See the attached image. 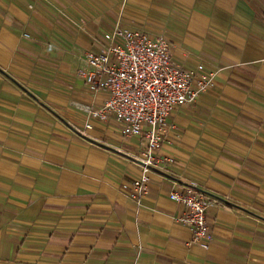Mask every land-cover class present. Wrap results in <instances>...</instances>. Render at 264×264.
<instances>
[{
  "label": "crops",
  "instance_id": "0c3cea01",
  "mask_svg": "<svg viewBox=\"0 0 264 264\" xmlns=\"http://www.w3.org/2000/svg\"><path fill=\"white\" fill-rule=\"evenodd\" d=\"M117 27L213 74L168 115L138 199L148 141L91 117L107 93L82 73ZM192 184L209 249L170 198ZM0 264H264V0H0Z\"/></svg>",
  "mask_w": 264,
  "mask_h": 264
},
{
  "label": "built area",
  "instance_id": "2783aa9c",
  "mask_svg": "<svg viewBox=\"0 0 264 264\" xmlns=\"http://www.w3.org/2000/svg\"><path fill=\"white\" fill-rule=\"evenodd\" d=\"M109 38L102 52H85L91 69L82 73L91 90L107 93L104 104L91 110V117L114 118L125 136L143 135L148 141L140 158L144 170L132 182V195L138 199L147 188L152 166L161 161L156 151L161 148L168 115L176 107L194 103L211 84L213 74L205 72L203 65L192 69L175 64L171 42L164 35L153 37L141 30L117 27ZM198 71L204 74L195 80ZM170 198L184 206L177 221L190 228L192 241L209 249L213 235L203 193L192 184L172 191Z\"/></svg>",
  "mask_w": 264,
  "mask_h": 264
},
{
  "label": "water",
  "instance_id": "95a60500",
  "mask_svg": "<svg viewBox=\"0 0 264 264\" xmlns=\"http://www.w3.org/2000/svg\"><path fill=\"white\" fill-rule=\"evenodd\" d=\"M142 164H143V162L142 161H140ZM154 167L152 166V169H153Z\"/></svg>",
  "mask_w": 264,
  "mask_h": 264
},
{
  "label": "rangeland",
  "instance_id": "374dc122",
  "mask_svg": "<svg viewBox=\"0 0 264 264\" xmlns=\"http://www.w3.org/2000/svg\"><path fill=\"white\" fill-rule=\"evenodd\" d=\"M120 129H121V127H120Z\"/></svg>",
  "mask_w": 264,
  "mask_h": 264
}]
</instances>
